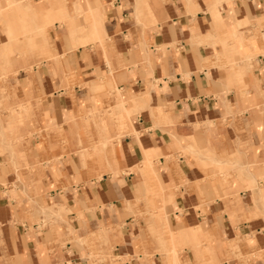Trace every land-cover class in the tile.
<instances>
[{"label":"crops","instance_id":"crops-1","mask_svg":"<svg viewBox=\"0 0 264 264\" xmlns=\"http://www.w3.org/2000/svg\"><path fill=\"white\" fill-rule=\"evenodd\" d=\"M14 1L0 264H264V0Z\"/></svg>","mask_w":264,"mask_h":264},{"label":"rangeland","instance_id":"rangeland-1","mask_svg":"<svg viewBox=\"0 0 264 264\" xmlns=\"http://www.w3.org/2000/svg\"><path fill=\"white\" fill-rule=\"evenodd\" d=\"M65 1L67 0H53V3L50 7V17H47V18H51V16H60V15H63L62 18L63 19H69L70 20V17H69V13L66 11L65 9ZM100 8L102 9L103 8V4H100ZM5 7V8H3ZM9 9L10 11L13 10V11H20L19 13L21 12H24L26 14H28L26 17H19V18H16V19H13V17H9L7 12L5 11H1L2 9ZM28 12H25L24 11V8L21 7V5L17 2H15L14 0H0V21H2L5 25L8 24V22H11L12 23V26L16 25V24H25L27 21L29 20H32V19H40L42 17V10L43 8L40 7V8H37V7H34L32 5H29L28 7H26ZM91 9H89V12L88 14L86 15V18H85V23H86V27H81V26H77V27H74V31L76 32H85V31H89V35H87L86 38L84 39H80L79 40V43L78 45L80 46H87L88 43H90L91 41H97V40H92V35L95 33V29L93 27V24L96 23V27H97V34L98 36L104 40V35H105V30H104V14L103 12L100 10L97 11V10H93L92 7H90ZM62 12V13H60ZM86 13L82 12L80 9L77 11L76 15L78 18H84V15ZM58 16V18H59ZM48 19V21H49ZM11 26V33H8V35L10 37L12 36H15L14 34V28ZM4 31L8 32V26H5V27H2ZM43 30V29H42ZM40 30H37V32H35V36L36 38L38 39H41L42 36H43V33L42 32H38ZM28 36V33H23V37H27ZM88 40V42L84 45L82 44V42L84 40ZM99 41V40H98ZM101 42V41H100ZM32 47H36V44H32ZM6 80V77H3L0 82L2 81H5ZM5 93H0V101L2 100H5V97H4ZM2 106V104H1ZM0 110H4V108H0ZM5 112V111H3ZM261 180H263V178H261Z\"/></svg>","mask_w":264,"mask_h":264}]
</instances>
